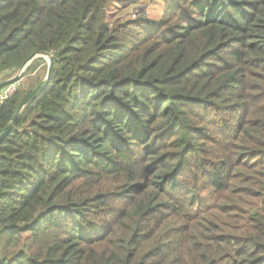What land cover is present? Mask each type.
<instances>
[{
  "label": "trees",
  "instance_id": "obj_1",
  "mask_svg": "<svg viewBox=\"0 0 264 264\" xmlns=\"http://www.w3.org/2000/svg\"><path fill=\"white\" fill-rule=\"evenodd\" d=\"M41 54L0 264H264V0H0V82Z\"/></svg>",
  "mask_w": 264,
  "mask_h": 264
},
{
  "label": "water",
  "instance_id": "obj_2",
  "mask_svg": "<svg viewBox=\"0 0 264 264\" xmlns=\"http://www.w3.org/2000/svg\"><path fill=\"white\" fill-rule=\"evenodd\" d=\"M43 57H47L48 59V72H47V78L44 80V82H42L38 87H36L32 93L29 95V97L23 102V104L20 106L18 112L16 113L15 117L13 118L12 122L9 124V126L0 134V143L2 142V140L6 137V135L8 134V132L10 131V129L12 128V126L14 125L15 121L17 120V118L20 116V114L22 113V111L24 110V108L38 95V93H40L41 90H43L50 82L51 76H52V72H53V57L51 54H41V55H35L33 56L20 70H19V74L7 81L4 82H0V90L5 88L6 86L15 83L17 81H19V79L21 78V75L27 70V68L31 65V63L38 59V58H43Z\"/></svg>",
  "mask_w": 264,
  "mask_h": 264
},
{
  "label": "rangeland",
  "instance_id": "obj_3",
  "mask_svg": "<svg viewBox=\"0 0 264 264\" xmlns=\"http://www.w3.org/2000/svg\"><path fill=\"white\" fill-rule=\"evenodd\" d=\"M152 10L154 11L155 8H152ZM40 59L42 58H39V60L36 59L31 63L34 68L32 72L23 73L21 75V78L18 81L19 84L18 90L23 89L25 90V92L31 91L38 84V82H40L42 79L44 82V80L47 78L48 65H49L48 59L47 57H43L44 60H40ZM17 75H15L14 77H16Z\"/></svg>",
  "mask_w": 264,
  "mask_h": 264
},
{
  "label": "built area",
  "instance_id": "obj_4",
  "mask_svg": "<svg viewBox=\"0 0 264 264\" xmlns=\"http://www.w3.org/2000/svg\"><path fill=\"white\" fill-rule=\"evenodd\" d=\"M18 81L12 83L0 90V101H7L12 98L18 91Z\"/></svg>",
  "mask_w": 264,
  "mask_h": 264
}]
</instances>
